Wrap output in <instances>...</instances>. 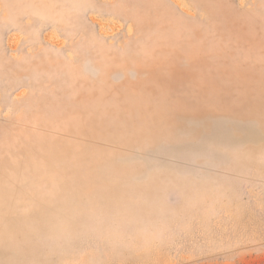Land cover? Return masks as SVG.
I'll list each match as a JSON object with an SVG mask.
<instances>
[{"label": "rangeland", "instance_id": "374dc122", "mask_svg": "<svg viewBox=\"0 0 264 264\" xmlns=\"http://www.w3.org/2000/svg\"><path fill=\"white\" fill-rule=\"evenodd\" d=\"M0 264H264V0H0Z\"/></svg>", "mask_w": 264, "mask_h": 264}]
</instances>
